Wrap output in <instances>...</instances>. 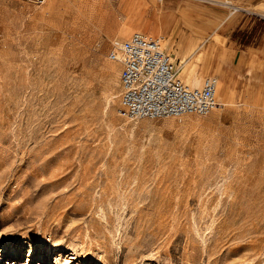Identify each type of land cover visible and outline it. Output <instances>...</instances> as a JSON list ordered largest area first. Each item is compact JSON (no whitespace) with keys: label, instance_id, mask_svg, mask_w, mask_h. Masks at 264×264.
Returning <instances> with one entry per match:
<instances>
[{"label":"rangeland","instance_id":"rangeland-1","mask_svg":"<svg viewBox=\"0 0 264 264\" xmlns=\"http://www.w3.org/2000/svg\"><path fill=\"white\" fill-rule=\"evenodd\" d=\"M164 1L0 0V264H264V0ZM135 31L223 104L119 116Z\"/></svg>","mask_w":264,"mask_h":264},{"label":"built area","instance_id":"built-area-1","mask_svg":"<svg viewBox=\"0 0 264 264\" xmlns=\"http://www.w3.org/2000/svg\"><path fill=\"white\" fill-rule=\"evenodd\" d=\"M108 58L121 67L117 114L123 118L204 115L219 106L217 78L208 76L199 87L186 84L178 77L177 66L162 49L158 37L135 31L120 44L116 43Z\"/></svg>","mask_w":264,"mask_h":264},{"label":"bare ground","instance_id":"bare-ground-1","mask_svg":"<svg viewBox=\"0 0 264 264\" xmlns=\"http://www.w3.org/2000/svg\"><path fill=\"white\" fill-rule=\"evenodd\" d=\"M185 62V61H184ZM183 62V63H184ZM183 66V64H179V66H178V69H179V71L177 72V74L178 73H180L181 75H183V73H185V69H184V67H182ZM191 70V69H190ZM189 79H186V81H187V83H188V85H190V86H192V87H199L200 85H201V82H202V80H201V77L200 76H198L197 74H196V72L195 71H192V73H190L189 72ZM217 86H218V83H217ZM219 89H221L220 87H218V90ZM220 91V90H219ZM217 94V93H216ZM218 102V101H217ZM223 103H221V102H218V105H222Z\"/></svg>","mask_w":264,"mask_h":264},{"label":"crops","instance_id":"crops-1","mask_svg":"<svg viewBox=\"0 0 264 264\" xmlns=\"http://www.w3.org/2000/svg\"><path fill=\"white\" fill-rule=\"evenodd\" d=\"M165 3H164V5H166V6H173V7H177L178 9H180V8H183L184 7V2H182V0H172V2L171 1H164ZM209 22H211V23H213L214 22V20L213 19H210V21ZM223 37V36H222ZM224 38V37H223ZM226 39V38H225ZM222 88H224L225 89V86H223L222 85Z\"/></svg>","mask_w":264,"mask_h":264}]
</instances>
